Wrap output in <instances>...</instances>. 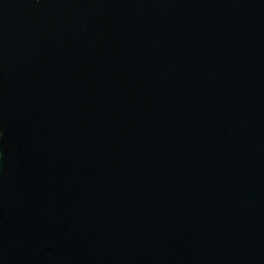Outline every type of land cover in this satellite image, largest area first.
<instances>
[{
  "label": "water",
  "instance_id": "1",
  "mask_svg": "<svg viewBox=\"0 0 264 264\" xmlns=\"http://www.w3.org/2000/svg\"><path fill=\"white\" fill-rule=\"evenodd\" d=\"M0 264H264V0H0Z\"/></svg>",
  "mask_w": 264,
  "mask_h": 264
},
{
  "label": "snow or ice",
  "instance_id": "2",
  "mask_svg": "<svg viewBox=\"0 0 264 264\" xmlns=\"http://www.w3.org/2000/svg\"><path fill=\"white\" fill-rule=\"evenodd\" d=\"M4 139V132L0 130V142H2ZM0 159H2V154H0Z\"/></svg>",
  "mask_w": 264,
  "mask_h": 264
}]
</instances>
